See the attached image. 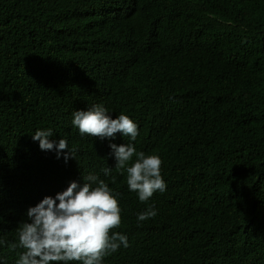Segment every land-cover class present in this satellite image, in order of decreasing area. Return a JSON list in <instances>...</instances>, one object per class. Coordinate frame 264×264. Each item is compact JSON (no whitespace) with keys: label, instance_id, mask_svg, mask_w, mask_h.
Instances as JSON below:
<instances>
[{"label":"trees","instance_id":"1","mask_svg":"<svg viewBox=\"0 0 264 264\" xmlns=\"http://www.w3.org/2000/svg\"><path fill=\"white\" fill-rule=\"evenodd\" d=\"M97 104L136 141L80 135ZM111 143L158 155L166 190L140 202ZM89 174L129 243L103 264H264V0H0V264L29 207Z\"/></svg>","mask_w":264,"mask_h":264},{"label":"clouds","instance_id":"2","mask_svg":"<svg viewBox=\"0 0 264 264\" xmlns=\"http://www.w3.org/2000/svg\"><path fill=\"white\" fill-rule=\"evenodd\" d=\"M72 124L80 135L94 138L114 139L117 133L136 141L138 125L121 113L113 119L103 105H94L88 110L73 113ZM52 130H37L32 136L39 141L42 150L56 149L57 158L65 153V162L75 158V148L69 150L65 139L58 144L50 141ZM110 148L115 158V169L126 173L129 191L138 195L140 202L148 201L157 191L166 190L161 175L162 160L158 155L137 152L133 143ZM135 159L133 160V158ZM105 176L111 175V168L102 169ZM113 183L115 177L112 178ZM58 201V203H57ZM154 207L138 214V221L156 216ZM27 221L17 228L18 241L9 243L8 250L16 251L15 264H103L104 258L116 252L121 245L129 246L127 236L114 231L121 226L119 201L104 180L89 174L83 183L70 182L66 190L55 197L46 196L27 210ZM5 243L0 241V244Z\"/></svg>","mask_w":264,"mask_h":264}]
</instances>
